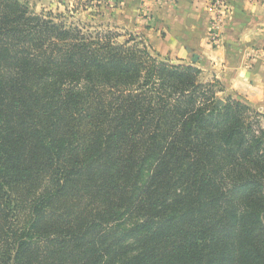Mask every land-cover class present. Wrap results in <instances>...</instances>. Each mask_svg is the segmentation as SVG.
I'll return each mask as SVG.
<instances>
[{
    "label": "trees",
    "instance_id": "obj_1",
    "mask_svg": "<svg viewBox=\"0 0 264 264\" xmlns=\"http://www.w3.org/2000/svg\"><path fill=\"white\" fill-rule=\"evenodd\" d=\"M60 19L0 0V264H264V113Z\"/></svg>",
    "mask_w": 264,
    "mask_h": 264
},
{
    "label": "crops",
    "instance_id": "obj_2",
    "mask_svg": "<svg viewBox=\"0 0 264 264\" xmlns=\"http://www.w3.org/2000/svg\"><path fill=\"white\" fill-rule=\"evenodd\" d=\"M144 1L147 3L144 10L155 15L159 31L146 26L145 31L138 34L154 45L147 41L156 53L162 56L166 52L175 56L178 63L185 64L187 55L191 54L187 48H195L200 56L196 66L205 72L211 64L210 70L227 87L228 93L264 113V55L261 54L264 49V0H227L231 14L219 45L212 49L208 45V31L214 12H211L209 0ZM162 32L165 38L159 40L157 35ZM190 57L192 60L193 55Z\"/></svg>",
    "mask_w": 264,
    "mask_h": 264
},
{
    "label": "rangeland",
    "instance_id": "obj_3",
    "mask_svg": "<svg viewBox=\"0 0 264 264\" xmlns=\"http://www.w3.org/2000/svg\"><path fill=\"white\" fill-rule=\"evenodd\" d=\"M27 4L32 12L41 13H53L54 15L60 16V20L63 21L67 26H79L86 30H112L119 34V42H124L128 39V34H138L145 31V27L157 29L158 23L155 20V15L145 12L143 0H20ZM211 6V12L213 13L217 6V0H209ZM225 5L229 6L227 0H221ZM229 17L227 18V21ZM214 21V13L210 20V28H212ZM149 30V29H148ZM210 29L208 31L209 35ZM155 34V32H153ZM139 35V34H138ZM165 35L158 34V39H164ZM222 35V34H221ZM143 36V35H142ZM144 37V36H143ZM145 38V37H144ZM146 39V38H145ZM155 43L157 39L153 38ZM146 41L150 43L149 40ZM147 42V43H148ZM220 43V42H219ZM219 43L212 44L211 40L208 39L209 48H216ZM154 47V45H152ZM191 54L187 55V60L183 65H197L193 64L191 60ZM163 58L170 59L174 64L178 63L175 56H170L166 52L162 55ZM178 58V57H177ZM211 67V64L208 65ZM210 68V69H211ZM208 70L201 74V80L203 82L212 81L216 75L212 70ZM228 92V91H227ZM227 92L219 93L221 98H224ZM236 97V96H234Z\"/></svg>",
    "mask_w": 264,
    "mask_h": 264
},
{
    "label": "built area",
    "instance_id": "obj_4",
    "mask_svg": "<svg viewBox=\"0 0 264 264\" xmlns=\"http://www.w3.org/2000/svg\"><path fill=\"white\" fill-rule=\"evenodd\" d=\"M217 6L214 10V21L212 28H210L209 32V40H211L212 44H216L220 42L221 34L226 25L227 18L231 14L230 7L225 5L221 0L216 1ZM261 54L264 55V49L261 50ZM259 53V52H257ZM253 56H256V52L253 53Z\"/></svg>",
    "mask_w": 264,
    "mask_h": 264
},
{
    "label": "water",
    "instance_id": "obj_5",
    "mask_svg": "<svg viewBox=\"0 0 264 264\" xmlns=\"http://www.w3.org/2000/svg\"><path fill=\"white\" fill-rule=\"evenodd\" d=\"M187 51L193 55L192 63L197 64L200 60V56L197 54V50L195 48H187ZM223 104V101L220 100L218 102V105L221 106Z\"/></svg>",
    "mask_w": 264,
    "mask_h": 264
}]
</instances>
